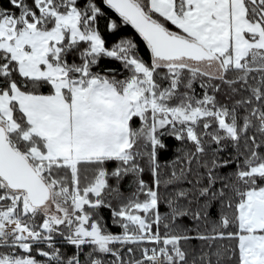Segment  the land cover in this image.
<instances>
[{
    "label": "snow or ice",
    "instance_id": "1",
    "mask_svg": "<svg viewBox=\"0 0 264 264\" xmlns=\"http://www.w3.org/2000/svg\"><path fill=\"white\" fill-rule=\"evenodd\" d=\"M0 264H264V0H0Z\"/></svg>",
    "mask_w": 264,
    "mask_h": 264
}]
</instances>
